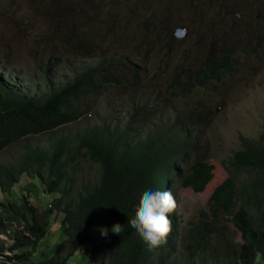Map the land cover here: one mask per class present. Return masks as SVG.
Masks as SVG:
<instances>
[{
    "label": "trees",
    "instance_id": "1",
    "mask_svg": "<svg viewBox=\"0 0 264 264\" xmlns=\"http://www.w3.org/2000/svg\"><path fill=\"white\" fill-rule=\"evenodd\" d=\"M66 64L70 72L61 84L54 82L49 67L44 70V82L23 80L21 72L7 73L5 67L6 73L0 74V192L9 195L26 174L41 182L43 193L55 196L40 209L29 189V195L22 194L18 202L0 201V237L12 234L14 240L7 246L0 238V264H28L49 232L51 219L61 213L65 240L52 258L39 264H70L69 259L83 251L91 228L99 225L107 226L109 232L93 247L91 263L176 264L171 261L179 241L176 230L166 244L149 251L128 221L145 191L182 187L203 192L208 187L213 167L207 162L206 146L193 130L194 118L203 114L177 112L172 107L163 112L158 99L157 104H149V96L140 103L132 97L122 117H117L115 106L107 115L95 114L91 122H84L73 138L52 137L46 147L31 144L30 138L40 140L82 122L94 93L126 82L133 87L137 77L133 63L121 64L130 78L124 72L115 74L110 62L77 69ZM228 71L235 72L234 64L225 56L206 63L196 83L218 81ZM26 87L36 90V95ZM194 87L192 79H177L167 92L177 100L191 94ZM240 141L242 149L222 161L228 178L216 187L208 211L189 223L183 238L189 260L202 253L200 259L207 262L222 250L228 264H255L259 255L264 257V128L257 138L241 135ZM13 146L18 153L10 160L2 158ZM87 165L96 166L94 181L79 182L74 174ZM117 223L122 226L120 234L111 231ZM233 228L241 232L243 244L229 236Z\"/></svg>",
    "mask_w": 264,
    "mask_h": 264
},
{
    "label": "rangeland",
    "instance_id": "2",
    "mask_svg": "<svg viewBox=\"0 0 264 264\" xmlns=\"http://www.w3.org/2000/svg\"><path fill=\"white\" fill-rule=\"evenodd\" d=\"M179 28L186 35L172 41ZM263 41L264 0H0V74L21 72L22 79L44 82V70L49 67L54 82L61 84L70 72L66 63L77 69L110 62L115 74L124 72L126 78L130 76L121 64L137 66L133 87L132 82L104 87L88 99L89 113L82 122L40 140L30 138L31 144L46 147L52 137L73 138L84 122H91L95 114L107 115V110L115 106L118 117H122L132 91L139 100L143 95L159 99L163 112L172 107L177 112L203 114L195 117V124L213 170L205 191L179 188L174 193L179 205L174 212L179 241L174 244L176 252L171 261L176 264H228L225 250L207 262L200 259L205 255L202 253L199 258L189 260L183 238L190 221L196 220L200 212L208 211L216 187L228 178L222 161L240 148L239 136L255 138L263 130L264 52L254 50ZM228 49L232 51L226 52ZM228 54L234 62L233 75H225L185 98L172 100L166 91L171 82L195 78L205 62ZM4 67L6 72L2 70ZM42 81L39 87L44 90ZM28 92L37 93L34 89ZM16 152L18 149L13 146L1 156L10 160ZM95 167L87 165L74 176L79 182L94 181ZM41 186L38 179L25 174L9 195L0 192V201L18 202L22 194L29 195V189L34 204L39 209L46 208L55 196L43 193ZM63 219V213L56 220L51 219L49 232L28 264L46 262L56 254L65 240ZM105 228L108 229L93 226L83 251L72 256L69 263L94 264L89 258L94 253L93 247L105 237L100 231ZM229 236L242 243V234L235 228ZM11 237L12 234L0 238L11 246L14 242ZM255 264H264V257L259 255Z\"/></svg>",
    "mask_w": 264,
    "mask_h": 264
},
{
    "label": "clouds",
    "instance_id": "3",
    "mask_svg": "<svg viewBox=\"0 0 264 264\" xmlns=\"http://www.w3.org/2000/svg\"><path fill=\"white\" fill-rule=\"evenodd\" d=\"M177 31H182V35L180 37L177 36ZM177 31L175 33L176 36L175 35L172 36L176 40L181 39L184 37V35H186V31H184V29H182V28H179ZM172 41H175V40L172 39ZM259 44H261V45H259ZM259 44L257 45V46H259L258 51L262 50L264 52V41L259 43ZM230 51H232V49H228L226 52H230ZM225 56H229V60L234 64L232 58L230 57V54L223 55L221 58L217 59L216 61L224 58ZM214 61H212V62H214ZM212 62H205L203 67L197 72L195 78H189V79H192V81L195 83V87L193 88V92L195 90H202L203 87H205L206 85H208L210 83L217 82V81H211V82L206 83L202 86H200V84L196 83V80H197L199 73L202 72V69L205 68V64L206 63H212ZM134 67H135V69H137V66L134 65L133 68ZM234 70H235V68H234ZM231 72L232 71H230V72L228 71V72H226L225 75H228V74L233 75L236 71L234 73L232 72L233 74ZM136 75H137V72H136ZM225 75H222L221 79ZM136 79H137V77H136ZM220 80H218V81H220ZM167 89H168V87H167ZM193 92H191V94H189V95H192ZM168 94L171 96L170 93H168ZM147 96H149V98H148L149 104H151L152 101L157 104V102L155 101V99H157L156 97L154 99H152L151 95H143L142 98L147 97ZM132 97H134L135 100L140 103V100L136 97L135 94H133V91L128 94L127 99L130 100ZM173 101H175V100H173ZM126 102H127V107L125 109H128L130 105L128 106V103H129L128 101H126ZM143 103H145V99H143L142 104ZM116 115H118V112ZM119 117H121V116H119ZM194 122H195V118H194ZM193 130L197 133L196 124L194 125ZM240 136H239V141H240ZM257 137H255V138H257ZM255 138H251V139H255ZM241 149L242 148H241V141H240V148L238 150H236L234 153H236L237 151H239ZM234 153H233V155H234ZM179 188H182V187H178V189ZM175 192H176L175 188H173V187H170V188L168 187L167 191H165V190H163V191H161V190L145 191L142 194L140 201H139V205L135 210V216L131 217L128 221V224L130 225V227L135 230V232L141 237V239L148 246L149 251H153V250L161 247L162 245L166 244L167 238L169 237L171 232L172 231L175 232V230H176L177 216L174 214V212H176L179 205H178V201L176 199V196L174 195ZM174 224H175V228L173 229ZM121 230H122V226L118 223L115 224L113 226V228L111 229L112 232L117 233V234H120ZM100 231H101L102 236H107V234L109 232V230L106 228L101 229ZM239 233H241V232H239ZM236 243L243 244V238H242V243H239V242H236Z\"/></svg>",
    "mask_w": 264,
    "mask_h": 264
},
{
    "label": "water",
    "instance_id": "4",
    "mask_svg": "<svg viewBox=\"0 0 264 264\" xmlns=\"http://www.w3.org/2000/svg\"><path fill=\"white\" fill-rule=\"evenodd\" d=\"M182 35V31H177V36H181Z\"/></svg>",
    "mask_w": 264,
    "mask_h": 264
}]
</instances>
